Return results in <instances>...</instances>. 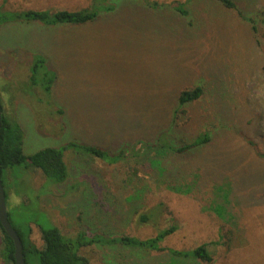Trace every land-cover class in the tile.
Returning <instances> with one entry per match:
<instances>
[{
	"label": "rangeland",
	"instance_id": "1",
	"mask_svg": "<svg viewBox=\"0 0 264 264\" xmlns=\"http://www.w3.org/2000/svg\"><path fill=\"white\" fill-rule=\"evenodd\" d=\"M153 1L160 6L110 0L114 10L83 25H0V95L23 132L25 153L69 141L110 152L141 148L113 164L66 149L69 174L61 183L16 165L3 173L6 209L38 248L40 225L78 237L85 264H264V40L217 0ZM176 1L186 3L188 16L173 9ZM233 1L262 30L264 0ZM91 2L0 5L78 10ZM38 54L55 73L49 94L28 88ZM196 85L203 94L174 121L179 90ZM205 132L206 143L182 153L154 149L161 134L180 146ZM146 143L152 148L143 153ZM172 225L159 242L163 250L102 242L145 240ZM202 243L210 263L169 251Z\"/></svg>",
	"mask_w": 264,
	"mask_h": 264
},
{
	"label": "trees",
	"instance_id": "2",
	"mask_svg": "<svg viewBox=\"0 0 264 264\" xmlns=\"http://www.w3.org/2000/svg\"><path fill=\"white\" fill-rule=\"evenodd\" d=\"M225 8H232L236 10L237 15L246 23H250L249 27L251 32L256 38L258 43L264 40V27L260 30L254 19L251 16L245 15V13L239 9L237 3L233 0H217ZM147 6L152 8H158L160 5L157 1L144 0ZM185 2L176 1V5L173 9L177 11L182 16H188L189 12L185 8ZM115 4L110 2V0H92L90 5L83 7L78 10H50V9H28V10H7L0 5V25L8 22H36L44 26H58V25H83L93 21H96L101 13L110 12L114 10ZM264 24V19H263ZM264 56V53H263ZM46 57L43 55H36L32 59V63L29 66V76H28V88H34L35 86H41L46 93L49 94L51 91L52 83L55 79V73L47 68ZM203 94V88L200 85L193 87H183L179 90L177 96L178 107L174 111V121L177 118L179 109L182 106L191 104L193 101L200 98ZM0 106H1V128H0V176L2 180V185L5 193V203L8 204V192L6 191L5 180L3 178L4 171H10L16 165L30 166L33 169L40 170V172L57 183H61L68 177V167L63 159V152L66 149H71L75 153L92 155L97 157L108 164L117 163L121 160L127 159L129 156H139L140 155V145L137 143L138 148L133 146V148H121L117 152H110L105 148L96 145H85L82 143L69 141L60 146H44L32 153H25L23 150V132L20 126L17 124L15 119L5 113L3 100L0 95ZM208 133H202L197 135L192 142L182 143L180 146H176L170 142L165 134H161V147L157 149L154 147L158 156L161 154H166L167 152L172 153H182L193 147L202 145L208 141ZM163 138V139H162ZM250 144L251 141L248 140ZM152 148V145L146 143L144 144V149L142 152L145 153L146 149ZM126 150H130L129 154L125 153ZM132 152V153H131ZM156 164H160V161H155ZM174 188V187H173ZM7 216L15 231L21 238L23 245V256L25 264H30L31 257H36L38 264H85L86 260L78 252V246L82 243L78 237L71 238L66 237L57 227H43L40 225V238L42 240L41 248L34 245L29 239V230L19 224H14L12 222L11 214L8 209ZM220 214V210L217 209ZM221 215V214H220ZM144 221L147 217H141ZM26 230V231H24ZM175 226H170L158 232L154 237L137 240L128 236H120L117 238H109L107 241H102L106 244L117 243L128 247H138L154 250H163L164 248L159 245V242L166 236L174 232ZM0 258L5 264H15L13 255V243L9 236L4 231L0 223ZM91 241H98V239H93ZM111 242V243H110ZM170 253L176 256H192L193 258H198L204 262L210 263L212 256L208 251V244L202 243L194 248L192 251H176L169 250Z\"/></svg>",
	"mask_w": 264,
	"mask_h": 264
},
{
	"label": "water",
	"instance_id": "3",
	"mask_svg": "<svg viewBox=\"0 0 264 264\" xmlns=\"http://www.w3.org/2000/svg\"><path fill=\"white\" fill-rule=\"evenodd\" d=\"M0 128H1V106H0ZM0 223L6 234L12 240L14 263L25 264L21 238L18 235V233L15 231V229L12 227L7 216L5 193L2 185L1 176H0Z\"/></svg>",
	"mask_w": 264,
	"mask_h": 264
}]
</instances>
